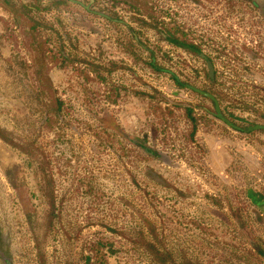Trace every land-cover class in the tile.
Listing matches in <instances>:
<instances>
[{"label":"rangeland","instance_id":"rangeland-1","mask_svg":"<svg viewBox=\"0 0 264 264\" xmlns=\"http://www.w3.org/2000/svg\"><path fill=\"white\" fill-rule=\"evenodd\" d=\"M36 1L13 0L34 7L46 56L0 0V264H96L99 245L109 264H264V133L240 135L198 92L230 120L264 113V0ZM173 25L215 62L214 84L172 47ZM40 63L53 97H38ZM55 97L62 119L44 125Z\"/></svg>","mask_w":264,"mask_h":264},{"label":"flooded vegetation","instance_id":"flooded-vegetation-1","mask_svg":"<svg viewBox=\"0 0 264 264\" xmlns=\"http://www.w3.org/2000/svg\"><path fill=\"white\" fill-rule=\"evenodd\" d=\"M164 26V25H163ZM174 26V25H173ZM173 30V34L171 33L170 36V44L172 45V47H174L175 49H178L180 51H190V53H196L200 58L204 59L205 62V72H206V79L209 83L214 84L217 79H218V71H217V67L215 65V62L211 59H207V57L205 55H203L202 53H200L201 49L200 46L195 43L194 41L190 40L188 37V33H186L184 30H182L179 26H174L172 27ZM162 70V69H160ZM38 81V80H37ZM173 81H174V88L179 87V88H187V89H191V90H196L197 88L190 85L189 83H186L185 81H183L182 79H180L178 76L173 75ZM49 85H43L42 81H39L38 85H37V94L38 97L40 98H44L45 97H49ZM53 88V86H52ZM54 93L55 89L53 88ZM200 94L205 95L206 97H208L210 99V101L215 105V116L218 117L220 120H222L223 122H225L226 124L230 125L232 127V129H234L236 132H238L240 135L242 134H252V133H264V124L259 123L261 121H264V113L260 112L258 110L253 111L254 109L252 107H250V104L247 102H244L243 104L241 103H237V105L241 106L239 107V111L243 112V108H249L254 112V115L252 116V120L249 121V118H245L243 117L241 114H237V116L235 118H233L232 120H230L229 118H227L223 112L221 111L218 103L219 100L216 98H213L212 96L203 93L201 91H198ZM55 101L58 104V108H52L51 107V100L47 102V104H45L46 107V112L44 115V119H43V123L44 125H49V122L51 121V118L54 117V115L56 114V112L58 113L59 111L62 113L63 111V102L60 98L55 97ZM55 118V117H54ZM62 118L60 117V120ZM253 121L254 124H249L248 122ZM3 140V139H2ZM13 141L15 142L16 146H19V141L16 139H13ZM6 142V141H5ZM8 144H12L11 142H6ZM28 147L30 148V143L28 144ZM24 148V147H23ZM145 151L147 152H151V150L149 151V149L147 147L143 148ZM30 150V149H29ZM30 152V151H29ZM38 160V159H37ZM42 167V165H41ZM3 169V174L6 177V180L8 181L9 185L12 187V182L8 176V173L5 172V165L2 166ZM46 174V181L44 184V196H49V202L51 203V206L49 207V214L47 215L48 218V229H53L54 227V222L56 220V215H55V201H54V188H52L53 186V179L51 176V173H45ZM49 186V187H48ZM13 189V187H12ZM15 189V188H14ZM52 193L51 195L49 194ZM48 193V194H47ZM53 195V196H52ZM256 206L260 208V210L257 212V214H255L254 218H256L257 220H263L264 221V200L260 201V199L258 201L255 202ZM47 219V217L45 218ZM260 241V240H259ZM259 241L258 244L255 243L253 244L254 246V252L258 253L259 256H264V242H260L261 245H259ZM263 246V247H262ZM262 249H261V248ZM155 254L158 257L157 259H162L163 262H167L166 259H164V255L165 252H161L158 249H155ZM1 259H4L0 256ZM185 264H191L190 262H184Z\"/></svg>","mask_w":264,"mask_h":264},{"label":"trees","instance_id":"trees-1","mask_svg":"<svg viewBox=\"0 0 264 264\" xmlns=\"http://www.w3.org/2000/svg\"><path fill=\"white\" fill-rule=\"evenodd\" d=\"M4 1V5L8 8V12L10 13V14H12V17H13V21H14V23L17 25V26H20V27H22V29H23V31H22V33L26 36V37H30V35H33V40H34V50H35V52H37V53H40V54H44V56H46V53L48 52V50L46 49V41L44 42V45L45 46H43V44H40V45H38V46H36V41L40 38V36H42V34L40 33V25L38 24V23H36L34 20H33V17L31 16V14H32V11H33V9H34V7L32 6V5H30V6H22V5H20L19 7H18V5L16 4V3H14L13 2V0H3ZM57 2H60L59 0H56ZM112 1H114V0H112ZM116 1V0H115ZM122 2H126V1H124V0H121ZM120 1V2H121ZM52 3H55V1H51ZM50 2V3H51ZM40 4H42L41 2H40V0H37L36 1V4H35V7H36V9H39V10H41L42 9V5L41 6H38L37 7V5H40ZM51 5V4H50ZM33 7V8H32ZM44 9H47V8H44ZM49 53H52L51 51H49ZM59 55H61V56H59ZM58 56H59V58H58ZM63 55L61 54V53H57V54H53V56H51V60H53L54 62H59V59L60 58H63L62 57ZM40 66H39V69H37L36 70V75H37V77H36V80H38V81H41L40 79H41V77H40V79H39V75H41L42 74V69L44 68V64H42V63H40L39 64ZM46 81L49 83V92L51 93V96L53 97V88H52V82H51V79L47 76V79H46ZM47 82H46V84L45 85H47ZM51 107L52 108H58V104H57V102L55 101V98L53 99L52 98V100H51ZM188 111H189V114H192V110H190V109H188ZM54 117L56 118V119H58V118H60L61 117V112L59 111L58 113L56 112V114L54 115ZM190 117H192V115H190ZM54 119L53 118H51V121H53ZM195 121V120H194ZM195 132L196 131H194V133H193V136L195 135ZM3 133L5 134V133H7L5 130H3ZM0 138L1 139H3L4 141H6V142H8L9 140H8V138L7 137H5V136H3V135H1L0 136ZM19 146H22V147H24L25 145H19ZM43 180H45L46 181V179H45V177H46V174L44 173L43 174ZM10 178V177H9ZM10 180H11V178H10ZM11 182H13L12 180H11ZM45 184V183H44ZM51 202V201H50ZM48 216H47V219H45L44 220V223H45V225H46V222H47V224H48V221L50 220V218H49V220H48ZM33 224L34 223H38V220H36V221H33L32 222ZM2 244L3 245H1L0 246V256L3 258V256H5L4 254H9L8 252H9V249L8 250H4L3 249V247H5V245H4V242H2ZM103 248L104 247H102L101 245H99L98 246V248H97V250H96V255L93 257V259L96 261V264H109V262H108V260L106 259V255H105V253L103 252ZM92 258H90V257H87V260H88V262L91 260Z\"/></svg>","mask_w":264,"mask_h":264}]
</instances>
